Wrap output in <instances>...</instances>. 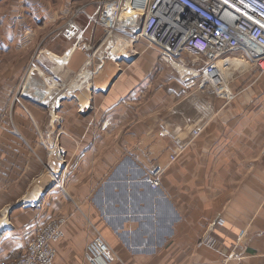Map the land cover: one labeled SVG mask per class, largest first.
Returning <instances> with one entry per match:
<instances>
[{"label": "crops", "instance_id": "0c3cea01", "mask_svg": "<svg viewBox=\"0 0 264 264\" xmlns=\"http://www.w3.org/2000/svg\"><path fill=\"white\" fill-rule=\"evenodd\" d=\"M104 1L0 0V260L64 218L54 264H89L96 235L111 264H264V70L227 103L166 66L127 11L104 19ZM241 233L247 257L226 260Z\"/></svg>", "mask_w": 264, "mask_h": 264}, {"label": "built area", "instance_id": "2783aa9c", "mask_svg": "<svg viewBox=\"0 0 264 264\" xmlns=\"http://www.w3.org/2000/svg\"><path fill=\"white\" fill-rule=\"evenodd\" d=\"M102 5H105L104 19H111L110 11L115 16L121 10L127 11L131 22L140 24V35L159 49L163 62L175 69L177 64L186 68V82H198L201 87L210 88L227 103L236 95L225 76V56L241 52L252 65L264 70L261 66L264 61V0H107ZM82 33L80 30L78 37ZM64 35L68 39L75 37V25L68 23ZM54 80L58 81L57 78ZM200 131L195 130L194 137ZM175 144L169 164L188 145L181 139ZM55 150L58 151L57 161L63 156L61 163H65L66 150L61 147ZM165 170L166 166L152 170L150 178L154 188L159 186ZM64 222V218L48 222L29 242L24 253L11 260H0V264H54L56 251L53 244L62 237ZM224 224L225 219L219 217L211 228ZM203 238L202 243L216 245L211 236ZM237 243L228 259L245 257L242 246ZM85 258L91 264H111L116 253L101 235H96L86 246Z\"/></svg>", "mask_w": 264, "mask_h": 264}, {"label": "rangeland", "instance_id": "374dc122", "mask_svg": "<svg viewBox=\"0 0 264 264\" xmlns=\"http://www.w3.org/2000/svg\"><path fill=\"white\" fill-rule=\"evenodd\" d=\"M60 0H55V2L56 3H58ZM102 11V10H101ZM1 13V12H0ZM111 16H113L114 17V15H111ZM115 18V17H114ZM68 23H71V24H73V25H75V27L77 28V35L75 36V37H73V38H69V40H73V41H75L74 39L76 38V37H78V33L80 32V30H82L80 27H78L76 24H75V21H72V20H68L67 22H66V24L64 25V29H63V31H62V33H63V36H64V38L65 39H68V38H66L65 37V35H64V33H65V29L67 28V25H68ZM39 25H41V24H39ZM44 30V29H43ZM83 31V30H82ZM43 33H44V31H42ZM83 34V33H82ZM82 36V35H81ZM44 42H45V38H44V40L41 42V44H40V46H42L43 44H44ZM75 42H77V41H75ZM38 53V52H37ZM36 53V54H37ZM32 59H33V57L30 59V65H33L34 63H33V61H32ZM5 60L6 61H8V60H10V56L8 55V56H6V58H5ZM223 62H224V64H225V69H224V72H225V74H226V77H227V79H228V81H229V85H230V88H231V90L233 91V93L236 95L235 96V98H233L229 103H233L234 101H235V99H236V97H238V94H239V91L240 90H242L245 86H246V84H247V81H245L244 80V77H243V79H242V76L244 75V73L246 72H249V71H252L255 67H254V65H252V63H251V61L243 54V53H241V52H236V53H233V54H230V55H227V56H225V59H223ZM165 63V65L166 66H169V64L167 63V62H164ZM170 66H172V65H170ZM261 66L264 68V61H262V63H261ZM172 68H174L173 66H172ZM179 68H181V71L182 70H184V68L183 67H179ZM179 68L178 67H176V70L178 71L179 70ZM260 68V67H259ZM180 71V70H179ZM262 72V71H261ZM239 75H242L239 79L237 78ZM251 78H253V76H251ZM242 79V80H241ZM56 82V81H55ZM234 82H235V85L237 84L238 86V88H234L233 87V84H234ZM93 110H91V112H92ZM90 112V113H91ZM197 137V136H196ZM196 137H194V135H193V138H191L187 143H188V145H187V147L192 143V141L196 138ZM187 143H185V144H187ZM186 147V148H187ZM185 148V149H186ZM185 149H184V151H185ZM262 155L264 156V144H263V147H262ZM179 157V156H178ZM177 157V158H178ZM170 158L171 157H169V160H170ZM177 160V159H176ZM174 162V161H173ZM151 185H152V183H151ZM219 217H222V215H218L216 218H215V220H217ZM225 219V218H224ZM214 220V221H215ZM213 221V222H214ZM226 222V221H225ZM66 222H64V224H65ZM64 224H63V226H64ZM215 226H221V225H215ZM222 226H224V225H222ZM63 237H64V233H63V235H62V237L58 240V241H56L55 243H58L59 241H61L62 239H63ZM202 239H204V238H202ZM202 239L199 241V243H198V245L199 246H202V245H208V244H205V243H202L201 241H202ZM245 239H247V236H245V235H243V233H241L240 235H239V237H238V239L235 241V243L234 244H232V246L228 249V252L226 253V256H225V258H226V260H236V259H228V257H229V254L231 253V250L233 249V247L236 245V243H237V245H241L242 246V250H244V255H245V257H247V255H248V253H247V251H246V249H245V247H247V243H245ZM211 246H215V245H211ZM86 249V248H85ZM56 251V250H55ZM244 257V258H245ZM83 258H84V260L87 262V263H89L87 260H86V258H85V251H84V256H83ZM243 258V259H244ZM56 260V259H55ZM238 260H240V259H238ZM89 264H91V263H89Z\"/></svg>", "mask_w": 264, "mask_h": 264}, {"label": "bare ground", "instance_id": "6f19581e", "mask_svg": "<svg viewBox=\"0 0 264 264\" xmlns=\"http://www.w3.org/2000/svg\"><path fill=\"white\" fill-rule=\"evenodd\" d=\"M110 13H111V15H114L113 13H112V11H110ZM114 17H116L115 15H114ZM113 16H111V18H114ZM135 26V25H134ZM137 26V25H136ZM135 28V27H134ZM177 66H178V68L179 67H182L181 65H179V64H177ZM180 69V68H179ZM185 71H187V69L186 68H184V71L183 72H185ZM56 151V155H57V153H58V151L57 150H55ZM59 162H62L63 161V156H59ZM109 245V244H108ZM110 246V245H109Z\"/></svg>", "mask_w": 264, "mask_h": 264}]
</instances>
